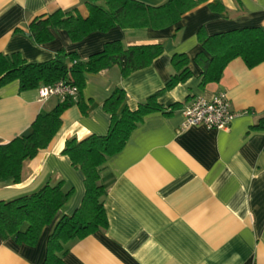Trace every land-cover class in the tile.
Listing matches in <instances>:
<instances>
[{
	"label": "crops",
	"instance_id": "crops-1",
	"mask_svg": "<svg viewBox=\"0 0 264 264\" xmlns=\"http://www.w3.org/2000/svg\"><path fill=\"white\" fill-rule=\"evenodd\" d=\"M87 1L0 0V53L18 52L28 62H43L63 48L86 59L113 40L125 46L160 43L163 51L126 76L117 65L87 74L80 91L85 112L76 103L65 109L49 144L24 161L21 181L0 183V200L58 181L64 191L72 189L35 245L18 244L0 234V264H43L55 223L72 214L84 195L82 171L62 153L66 141L105 135L110 115L103 104L113 90L122 88L126 105L136 109L169 79L174 53L188 56L191 77L162 92L158 102L165 112L147 114L122 149L99 167L107 227L68 242L59 256L64 264H264V127L258 126L264 123V62L248 68L234 58L218 82L201 89V68L194 61L203 50L196 37L200 27L208 35L264 27V0H217L224 14L213 11L208 3L214 0H208L164 29L114 26L75 42L64 30L44 43L29 37L27 27L35 17L74 8L86 17ZM139 1L160 5L167 0ZM220 93L236 113L228 130L182 127L181 108L188 101L211 100ZM61 100L40 99L38 88L21 91L17 81L0 87V144L29 133L36 115ZM173 103L179 105L166 112Z\"/></svg>",
	"mask_w": 264,
	"mask_h": 264
},
{
	"label": "trees",
	"instance_id": "trees-1",
	"mask_svg": "<svg viewBox=\"0 0 264 264\" xmlns=\"http://www.w3.org/2000/svg\"><path fill=\"white\" fill-rule=\"evenodd\" d=\"M207 1L167 0L160 5H149L139 0H88L86 17H82L75 8L56 9L35 17L27 27L28 35L35 43H44L53 39L55 31L64 30L75 42L92 32H105L114 26L122 29H164ZM208 5L213 11L224 14L225 8L219 1L214 0ZM196 37L203 49L194 57L201 68V89L208 83L218 82L224 68L234 58H241L248 68L264 62V27L246 26L211 35L200 27ZM162 51L160 43L125 46L120 40H113L86 59H80L75 52H67L63 48L58 49L53 58L43 62H28L18 52L0 53V87L17 81L19 90L24 91L65 79L78 89L76 97L64 96L51 110H41L33 120L29 133L0 144V183L21 181L24 161L35 157L49 144L60 128V117L65 109L76 103L85 112L80 91L87 74H96L117 65L121 75L126 76L148 66ZM188 64L189 58L185 53H174L171 57L173 73L169 79L134 110L125 103V91L116 87L103 104L110 115L107 133L66 141L62 153L82 171L84 195L72 214L62 215L55 223L47 238L43 264H64L59 254L64 252L68 242L107 227L105 187L100 182L99 167L107 156L122 149L130 132L147 114L165 112L166 108L158 102V97L191 77ZM178 105L171 104L166 112H171ZM258 126L264 127V123ZM62 186V181L45 183L34 192L0 200L2 237H12L18 244L35 245L43 228L53 221L72 192V189L64 191Z\"/></svg>",
	"mask_w": 264,
	"mask_h": 264
},
{
	"label": "built area",
	"instance_id": "built-area-1",
	"mask_svg": "<svg viewBox=\"0 0 264 264\" xmlns=\"http://www.w3.org/2000/svg\"><path fill=\"white\" fill-rule=\"evenodd\" d=\"M78 89L76 86L61 79L53 84L38 87L40 99H47L51 96H73L76 97ZM182 127L202 125L206 128L228 130L231 120L236 113L231 109L230 102L224 93H220L211 100L196 97L188 101L182 108Z\"/></svg>",
	"mask_w": 264,
	"mask_h": 264
}]
</instances>
